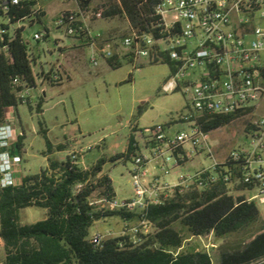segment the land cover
<instances>
[{
	"label": "built area",
	"instance_id": "1",
	"mask_svg": "<svg viewBox=\"0 0 264 264\" xmlns=\"http://www.w3.org/2000/svg\"><path fill=\"white\" fill-rule=\"evenodd\" d=\"M32 2L36 3L33 15L12 23L13 7ZM75 2L77 8L60 12L54 26L90 50L89 63L94 68L115 57L131 64L134 70L144 64L167 63L171 76L160 91L180 92L187 101L186 112L173 119V124L187 125L186 130L173 133L170 125H155L134 131L133 168L129 173L133 198L120 201L99 190L88 198L95 212L131 216L122 218L119 233L89 236L91 245L101 249L106 241L119 237L127 238L134 247L145 243L158 231L149 218L150 209L165 206L177 195L187 193L193 181L202 182L200 190L223 181L230 193L242 197L243 202L264 204V114H259L264 103V0H132V15L121 0ZM116 10L119 12L114 14ZM41 13L40 0H0V43L6 41V35L11 42L18 29L26 28V21L38 24L37 15ZM117 19L121 26L114 34L94 30L101 21ZM47 35L48 32L38 33L34 38L40 42ZM2 50L6 52L7 46ZM29 55L34 85L22 84L19 77L13 80L16 98L22 104L28 103L31 90L38 84L45 90L44 85H63L70 77L61 62L36 71L37 59L30 50ZM11 109H6V122L0 125V190L19 186L22 179L15 176V165L21 157L11 154L20 137L11 126L13 118L7 116ZM213 116H231L233 121L250 117L245 129L249 142L220 156L212 140L214 131L206 132L200 123ZM80 156L81 151L69 153L75 165ZM199 158L209 164L201 162L194 172L176 173L174 183L163 181L149 168L155 163V170L170 175L173 169ZM101 176L77 184L74 194L90 183L96 185ZM243 264H264V256Z\"/></svg>",
	"mask_w": 264,
	"mask_h": 264
},
{
	"label": "trees",
	"instance_id": "2",
	"mask_svg": "<svg viewBox=\"0 0 264 264\" xmlns=\"http://www.w3.org/2000/svg\"><path fill=\"white\" fill-rule=\"evenodd\" d=\"M121 1L132 15V0ZM35 4L22 3L13 7L11 22L32 16ZM44 16V13L37 15L38 24ZM24 30L18 29L11 42L8 43L6 35V41L0 43V125L6 122V109L16 110L22 104L16 98L14 78L19 77L22 84L30 86L35 83ZM3 46H7L6 52L2 50ZM108 65L117 69L122 62L115 57L108 61ZM38 112L42 113V104H39ZM233 119L231 116H213L200 123L206 132H213L228 126ZM42 133L47 141V168L37 175L23 176L19 186L0 190V238L5 250V260L0 264H212L207 252L180 250L185 236L175 229V224L179 223L192 236L213 232L217 238L262 224L257 206L243 202L242 197L230 193L225 182L219 181L203 190L177 195L165 206L152 207L149 218L158 231L145 243L134 247L127 238L119 237L96 249L89 241V231L96 222L110 216H131L119 212H95L88 204V198L97 190L109 198L116 197L111 178L102 174L104 160L83 169L79 164H73L69 156L64 160L53 158V146L47 138V131L42 129ZM22 139L20 136L15 144L19 153ZM131 142L132 135L127 153L117 155L113 162L132 156L134 148ZM65 148L61 144L56 151H64ZM98 174L102 176L96 185L90 183L74 194L77 184L86 183ZM26 208L46 210V218L33 224H22L20 213ZM251 245L264 247V233L257 236Z\"/></svg>",
	"mask_w": 264,
	"mask_h": 264
},
{
	"label": "rangeland",
	"instance_id": "3",
	"mask_svg": "<svg viewBox=\"0 0 264 264\" xmlns=\"http://www.w3.org/2000/svg\"><path fill=\"white\" fill-rule=\"evenodd\" d=\"M41 5L47 13L43 23L30 25L26 21L23 32L29 50L36 56V71L41 67L48 70L62 62L58 46L65 49L74 43V40L55 28L53 21L60 12L74 8L75 0H41ZM120 26L118 19L112 22L101 21L94 30L114 34ZM45 32L49 33V38L37 42L34 36ZM89 57L90 50L85 48L81 61L74 62L70 69V81L60 87L44 85L45 90L38 84L37 88L31 90L28 103L20 104L13 111L11 126L16 136H23L20 153L13 146L15 154L21 157V162L15 165V176L21 178L37 175L47 168V141L42 133L44 129L51 144L66 146L64 151L55 150L53 158L64 160L70 152L81 151L79 165L83 169L104 160L103 171L113 182L116 198L120 201L131 199L134 196L129 174L133 168L132 159L130 157L117 162L112 159L127 153L130 137L136 130L155 125H170L173 133L186 130L187 125L173 124V119L179 113L186 112L187 101L180 92L164 94L160 91L171 76L168 64H144L134 70L126 61H122L117 69L101 61L99 67L94 68L89 63ZM39 104H42V113L38 112ZM7 112V116L11 117V112ZM259 114H264V103ZM250 120V117L238 119L213 132L212 140L220 156L249 142L245 129ZM201 162L209 164L208 161H202V158L195 159L184 167L173 169L170 175L155 170V163H151L149 168L163 181L174 183L177 180L176 173L194 172L201 166ZM256 206L262 224L231 235L234 248H243L253 238L264 233V204L256 203ZM20 215L23 224H31L45 219L46 211L26 208ZM122 224L121 217L110 216L96 222L89 234L92 236L94 233L108 231L118 233ZM174 227L187 236V229L179 223ZM194 242L199 243L198 240ZM4 257V242L0 239V261ZM214 261L213 257V264Z\"/></svg>",
	"mask_w": 264,
	"mask_h": 264
},
{
	"label": "crops",
	"instance_id": "4",
	"mask_svg": "<svg viewBox=\"0 0 264 264\" xmlns=\"http://www.w3.org/2000/svg\"><path fill=\"white\" fill-rule=\"evenodd\" d=\"M75 5L76 6L74 8L67 9V10L76 9L77 8L76 2H75ZM42 8H43V11L45 14V16L43 18H45L47 13H46V10H45L43 5H42ZM64 11H66V10H64ZM43 18H42L41 24L43 23ZM59 46H58V48H59V52H60L61 59H62L61 63L64 66V68L68 71V73L70 75L68 81H70L71 80L70 69H72L74 62H80L81 61L85 48L80 47L81 45L77 41H74L73 45H71L65 49H63L62 47H59ZM35 58H36V56H35ZM41 68L44 69V67H41ZM13 111H14V109L11 111L12 112L11 117H13V115H14ZM52 146H53V151L55 152L57 146H54L53 144H52ZM12 151H15L14 147L11 150V154H12ZM12 155L17 156V154H12ZM85 169H89V168H85ZM102 174L105 175V172L102 171ZM46 215H47V211H46ZM20 217H21V215H20ZM21 223H22V221H21ZM31 224H33V223H31ZM233 234H236V233H232V234L226 235L224 237L217 238L214 236L213 232L208 233V234H204L201 237L200 236L199 237L198 236L197 237L192 236L187 232V236H185V241L183 244L184 251L185 250H194L196 252L197 251L207 252L211 257L212 264H213V257L215 258L214 264H243V263H246V262L251 261L253 259H257V258L264 256V247L258 248V245L257 246L255 245V247L251 245V242L256 237L253 238L245 247L234 248V243H232V237H231V235H233ZM195 240H198L199 243H195L194 242ZM4 260H5V257L2 261H0V263L3 262Z\"/></svg>",
	"mask_w": 264,
	"mask_h": 264
},
{
	"label": "bare ground",
	"instance_id": "5",
	"mask_svg": "<svg viewBox=\"0 0 264 264\" xmlns=\"http://www.w3.org/2000/svg\"><path fill=\"white\" fill-rule=\"evenodd\" d=\"M200 189H202V182L200 181H193L187 186V192Z\"/></svg>",
	"mask_w": 264,
	"mask_h": 264
}]
</instances>
